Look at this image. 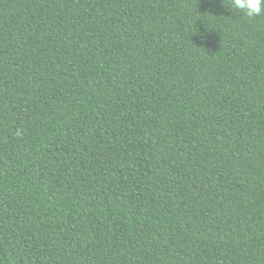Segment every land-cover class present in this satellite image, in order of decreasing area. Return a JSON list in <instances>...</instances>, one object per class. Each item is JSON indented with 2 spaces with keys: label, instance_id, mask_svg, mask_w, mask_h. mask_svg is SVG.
Wrapping results in <instances>:
<instances>
[{
  "label": "trees",
  "instance_id": "trees-1",
  "mask_svg": "<svg viewBox=\"0 0 264 264\" xmlns=\"http://www.w3.org/2000/svg\"><path fill=\"white\" fill-rule=\"evenodd\" d=\"M0 264H264V15L0 0Z\"/></svg>",
  "mask_w": 264,
  "mask_h": 264
},
{
  "label": "clouds",
  "instance_id": "clouds-1",
  "mask_svg": "<svg viewBox=\"0 0 264 264\" xmlns=\"http://www.w3.org/2000/svg\"><path fill=\"white\" fill-rule=\"evenodd\" d=\"M231 8L239 10L249 18L264 15V0H230ZM204 35L200 39H204Z\"/></svg>",
  "mask_w": 264,
  "mask_h": 264
}]
</instances>
